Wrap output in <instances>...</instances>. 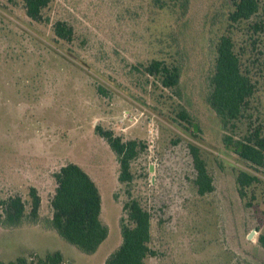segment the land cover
<instances>
[{"label":"rangeland","instance_id":"1","mask_svg":"<svg viewBox=\"0 0 264 264\" xmlns=\"http://www.w3.org/2000/svg\"><path fill=\"white\" fill-rule=\"evenodd\" d=\"M162 3L50 0L37 22L22 0H0V201L19 196L28 212L29 188L40 198L36 222L0 226V263L58 251L60 264H104L121 243L122 207L135 199L150 215L154 255L146 264H264V171L224 141L250 123L264 137V34L234 28L241 69L255 89L251 119L225 130L205 97L230 0H188L183 16ZM56 22L71 28L70 41L54 35ZM153 60L179 66L177 89L146 73ZM96 127L138 144L129 183L118 181L116 155ZM191 147L205 162L210 194L196 193ZM68 163L100 194L108 235L92 255L49 225L53 175ZM241 171L257 178L242 198Z\"/></svg>","mask_w":264,"mask_h":264},{"label":"trees","instance_id":"2","mask_svg":"<svg viewBox=\"0 0 264 264\" xmlns=\"http://www.w3.org/2000/svg\"><path fill=\"white\" fill-rule=\"evenodd\" d=\"M50 0H22L25 13L33 21L42 20V11ZM160 6L170 11L185 15L188 0H162ZM224 33L218 36L214 45V63L209 80V90L205 97L208 106L216 114L222 128H237L242 120L251 119L248 113L249 100L255 85L247 71L241 69L240 57L236 52L233 36L234 28L246 27L250 36L264 34V0H230V11L225 20ZM235 29V30H236ZM54 35L61 40L70 41L72 32L63 22L53 25ZM146 73L158 77L165 88L177 89L180 78V68L167 65L162 61L153 60L146 68ZM95 132L103 138L119 164L118 181L129 183L132 179L130 162L138 153L135 141L123 142L113 136L110 131L99 127ZM225 144L233 147L238 157L251 167L264 171V137L259 127L251 123L238 138L225 137ZM190 154L195 171L193 185L199 196L213 191L212 180L205 162L198 149L191 147ZM56 187L50 199L52 216L50 227L56 234L73 245L81 253L92 255L105 241L108 235L107 227L101 222V198L95 183L76 164L68 163L53 175ZM257 178L247 172H239L235 177L237 192L242 198L246 189ZM29 211L19 196L8 197L0 201V226L17 228L25 219L36 222L40 206V198L35 188H29ZM126 221L120 223L121 243L105 260L104 264H146V259L154 255L149 247L150 215L135 199H130L122 207ZM264 246V235L258 238ZM62 256L58 251L46 254L36 261L27 262L24 257L7 264H60ZM3 264V263H0ZM247 264V263H245Z\"/></svg>","mask_w":264,"mask_h":264},{"label":"water","instance_id":"3","mask_svg":"<svg viewBox=\"0 0 264 264\" xmlns=\"http://www.w3.org/2000/svg\"><path fill=\"white\" fill-rule=\"evenodd\" d=\"M249 238V237H248Z\"/></svg>","mask_w":264,"mask_h":264}]
</instances>
